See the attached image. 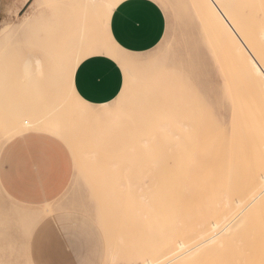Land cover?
Segmentation results:
<instances>
[{
  "label": "rangeland",
  "instance_id": "1",
  "mask_svg": "<svg viewBox=\"0 0 264 264\" xmlns=\"http://www.w3.org/2000/svg\"><path fill=\"white\" fill-rule=\"evenodd\" d=\"M19 1L0 0V150L37 122L51 135L55 114L72 176L58 199L40 206L16 202L0 188V264H161L183 253L174 254L177 242L191 249L201 234L209 237L211 224L237 215V200L249 203L264 176L263 119L255 105L264 90L249 69L260 96L254 102L245 75L227 73L232 63L225 45L238 38L257 53L258 40L264 43L260 0H216L217 8L211 0H154L166 32L156 48L138 55L104 50L112 44L106 6L122 0H56L61 7L47 12L42 30H30L33 47L23 56L15 29L25 13L16 11ZM98 52L122 72L127 66L128 91L119 92L113 108L93 112L72 101V80L78 58ZM242 216L220 243L172 264H264V195ZM60 227L74 237L70 248L43 242L45 232Z\"/></svg>",
  "mask_w": 264,
  "mask_h": 264
},
{
  "label": "crops",
  "instance_id": "2",
  "mask_svg": "<svg viewBox=\"0 0 264 264\" xmlns=\"http://www.w3.org/2000/svg\"><path fill=\"white\" fill-rule=\"evenodd\" d=\"M133 13L138 17L140 28L136 38L129 36L125 26L126 18ZM24 15L20 17L21 21ZM166 28L164 11L154 0H122L112 7L107 19L106 32L112 44L103 49L110 55L113 54L112 47L121 53L144 54L158 46ZM100 53L84 58L76 67L72 80L74 92L86 95L92 106L108 104L105 97L113 101L118 96L120 88L117 87V74H120L121 87L123 85L124 76L118 62ZM100 67L110 69L107 87L102 93L91 90L94 83H100L96 71ZM91 74L96 75L95 82ZM71 176L72 157L69 150L47 133H21L5 143L0 150V188L12 200L21 204L40 206L58 199L66 191Z\"/></svg>",
  "mask_w": 264,
  "mask_h": 264
},
{
  "label": "snow or ice",
  "instance_id": "3",
  "mask_svg": "<svg viewBox=\"0 0 264 264\" xmlns=\"http://www.w3.org/2000/svg\"><path fill=\"white\" fill-rule=\"evenodd\" d=\"M256 5L252 4H245L242 5V7H255ZM58 7H61L58 3H56V0H36L34 3L33 0H22V3H19L16 5V11L19 12H25V15L23 16L22 21L15 26L16 32H17V41H18V48L17 52L19 55H30L29 48L33 47V44L29 40V32L33 28H37L42 30L44 28V22L43 18L47 14V12L54 10ZM64 7H68V5H64ZM72 7H77L76 5H72ZM108 11L111 10L113 5L109 4L106 6ZM259 7L261 8L262 12H264V0H260ZM26 10V11H25ZM139 20L138 17L133 13L130 14L126 20H125V26L128 31V34L131 38H136L140 34V28L138 27ZM241 31H243V28H241ZM101 55H104L103 52L100 53ZM251 55V54H250ZM261 60H264V50L260 53ZM83 57L78 58L77 65H80V62L82 61ZM130 59H136L135 57H131ZM251 59L253 62H255V56H251ZM99 73L100 76V83L95 84L92 87V91L94 92H104L107 87V79L110 74V69L105 67H100L96 70ZM124 76V84L121 87L119 83L120 74H117V87L120 88V91L122 94L127 93L128 91V68L126 65L123 66V72ZM253 76L257 77L261 84H264V65H261L259 63H256V67L252 69ZM91 79L93 82L96 80V75L91 74ZM88 86L87 83L85 85ZM190 87L193 90V93L196 92V87L190 85ZM113 96H115V93H112ZM209 95H212L211 92H209ZM74 104L79 107L83 108L87 111H102L105 110L104 106H101V108L97 109L92 107L88 102V97L86 95H82L80 93H73L71 97ZM105 99L108 100V108H113L115 105L111 101L110 98L105 97ZM11 101L8 99L6 94V115L9 111ZM44 126L37 122V124L30 129V132H40L43 130ZM48 131L51 134V137L53 140L60 141L62 138H65V133L63 129L61 128L57 117L55 114H53L51 122L48 125ZM74 167L77 170H80V162L79 159L74 160ZM83 174V173H82ZM43 242L53 249H67L70 248L74 243V237L72 233L63 227L60 228H54L51 230V232H45L43 237ZM5 264H11L9 261H5ZM111 264H117L116 261H112Z\"/></svg>",
  "mask_w": 264,
  "mask_h": 264
},
{
  "label": "bare ground",
  "instance_id": "4",
  "mask_svg": "<svg viewBox=\"0 0 264 264\" xmlns=\"http://www.w3.org/2000/svg\"><path fill=\"white\" fill-rule=\"evenodd\" d=\"M82 1V0H81ZM193 1V0H192ZM214 4H215V7L217 8L218 7V5H216L217 3H218V0H217V3H216V0H211ZM224 1V0H223ZM103 4H104V1H101ZM106 3V2H105ZM200 4V3H199ZM222 4V3H221ZM202 5V4H201ZM227 5V4H226ZM228 5H230L229 4V2H228ZM221 5H219V7H220ZM225 6V5H224ZM205 7V6H204ZM230 7H233L232 5L231 6H229V8ZM215 8V9H216ZM196 9V8H195ZM199 10V9H198ZM204 10V9H203ZM206 11H207V9H205ZM204 10V11H205ZM230 11H232L231 9H229ZM234 10V9H233ZM201 11H202V9H201ZM205 11V12H206ZM221 11H222V8H221ZM220 11V12H221ZM219 12V11H218ZM223 12V11H222ZM198 13H200V11L198 12ZM206 13H208V12H206ZM232 13V12H231ZM201 15V14H200ZM203 16H205L204 15V13H203ZM208 16H209V14H208ZM211 17V16H210ZM222 17H224V15L222 16ZM203 18V17H202ZM224 18H226V17H224ZM205 19H207V18H205ZM211 19H213L212 17H211ZM201 20V19H200ZM225 20H227L226 22H225ZM223 22H225V23H228V19H225ZM203 21V20H202ZM208 21V20H207ZM213 21V20H212ZM209 23H210V21H208ZM204 23H205V21H204ZM211 24H213V23H211ZM215 24V23H214ZM229 24V23H228ZM205 24H203V26H204ZM227 25V24H226ZM229 25H232L231 23L229 24ZM234 25V24H233ZM234 26H236V25H234ZM206 27V26H205ZM216 27H218L217 25H216ZM228 27V26H227ZM231 27H232V29L234 28L233 26H230L229 28H230V30H232L231 29ZM207 28V27H206ZM211 28H214V26H211ZM5 29V28H4ZM3 29V30H4ZM208 29V28H207ZM207 29H205V31H206V34H207V32L209 33L210 32V30H208L207 31ZM238 29H240V28H238ZM213 30V29H212ZM220 30V29H219ZM215 31V30H214ZM221 31V30H220ZM228 31H229V29H228ZM236 30H233V31H230V32H235ZM261 31H262V29H261ZM3 32H5V30L3 31ZM262 33V32H261ZM263 33H264V31H263ZM262 33V34H263ZM4 34V33H3ZM221 34V33H220ZM222 34H223V32H222ZM208 35V34H207ZM215 35H217V33L215 34ZM236 37H237V35L236 34H234ZM233 35V36H234ZM210 36V35H209ZM219 36H217V38H218ZM222 37H224V36H222ZM236 37H235V39H236ZM262 37H264V34L262 35ZM239 38L241 39V37L239 36ZM219 40V39H218ZM237 40V42L236 43H234V44H231V43H228V44H226L225 45V47L227 48V51H228V57H230V59H231V63H232V66L230 67L229 65V68L230 69H228L229 70V72H227L231 77H235V76H238V75H241L243 78H244V75H245V78L243 79V80H245V82L247 83V86H249V91H251L250 93H251V95H252V98H254L253 100H254V102L257 100V99H260V96H259V93H257L258 91L255 89V86H253L254 85V83H253V81L250 79V76H249V69H254L253 67H255L256 66V63H259V64H261V65H264V60H261V57H260V53H261V51L262 50H264V45H262V44H264V43H261V42H259V40H258V43L260 44V46H259V49L257 50V53L256 52H253L252 51V49L249 47V45H248V43L247 42H245L244 40H242L241 39V41H239L238 40V38L236 39ZM227 41V40H226ZM212 42V41H211ZM228 42V41H227ZM223 43V42H222ZM211 44H213L214 45V43H211ZM224 44V43H223ZM213 47V46H212ZM214 47H215V45H214ZM215 54H216V52H215ZM217 54H218V52H217ZM251 54V55H250ZM217 56V55H216ZM219 56V55H218ZM251 56H255V62H253L252 61V59H251ZM218 58V57H217ZM218 59H220V56H219V58ZM227 59V58H226ZM222 61V60H221ZM224 64V63H223ZM222 64V65H223ZM223 70L225 69L224 68V65L221 67ZM222 70V71H223ZM223 73H226V71L224 70V72ZM226 76H228L227 74H226ZM225 76V77H226ZM227 80H228V82H229V86H230V81H229V79H228V77L226 78ZM234 79V78H233ZM236 80V79H235ZM235 80H234V82H235ZM247 80V81H246ZM251 80V81H250ZM257 80V79H256ZM237 81V80H236ZM238 82V81H237ZM260 82V81H259ZM259 82H258V84H259ZM261 83V82H260ZM259 87H263V90H264V84H261V86H259ZM230 88H231V86H230ZM253 89H254V91H253ZM232 90V88L230 89V91ZM261 90V89H260ZM232 92V91H231ZM256 92V93H255ZM262 92V91H261ZM252 93H254V94H252ZM232 94V93H231ZM256 94H258V95H256ZM263 94V93H262ZM264 95V94H263ZM234 96V95H233ZM232 96V98L234 99V97ZM256 96H259V98H257ZM256 97V98H255ZM264 99V98H263ZM260 100H262V99H260ZM260 100H257V102H255V105L256 106H259V107H261V109L259 108V107H257V108H259V112H261L260 114V116H261V118L263 119V122H262V128H261V135L263 136V138H264V101L262 102V101H260ZM234 102H235V99L233 100ZM259 101V102H258ZM254 102H251L248 106H249V109H252L253 108V106H254ZM260 102H262V104L260 103ZM241 103V102H240ZM258 103H260V104H258ZM234 104V103H233ZM235 105V104H234ZM233 105V106H234ZM234 108V107H233ZM236 108V107H235ZM237 109V108H236ZM262 110V111H261ZM235 111H237V110H235ZM254 111V110H253ZM255 112V111H254ZM237 113V112H236ZM238 114V113H237ZM256 114V113H255ZM255 117H256V115H254ZM238 118H239V116H237ZM10 118H12V117H10ZM13 119V118H12ZM256 119H258V117H256ZM20 120V119H19ZM259 120V119H258ZM13 121V120H12ZM23 122H22V125H29V123H28V121H26V120H22ZM17 122H19V121H17ZM21 122V121H20ZM174 123V122H173ZM15 124V122L13 123V125ZM17 124V123H16ZM183 124V123H182ZM241 124V123H240ZM14 126H16V125H14ZM31 126V125H30ZM17 127V126H16ZM240 127H242L241 125H240ZM25 128V127H24ZM21 129H23V128H21ZM17 130H20V129H17ZM25 130V129H24ZM185 131V130H184ZM241 131H242V128H241ZM236 134V133H235ZM232 135H234V134H232ZM231 135V136H232ZM235 136V135H234ZM253 137V136H252ZM242 139L244 140V137H243V134H242ZM245 141H243V143H244ZM245 144V143H244ZM235 145V144H234ZM245 146H246V144H245ZM246 151H247V148H246ZM248 155V154H247ZM249 158V157H248ZM232 170V169H231ZM232 173V172H231ZM229 178V177H228ZM231 178V177H230ZM259 179H260V181H261V184L259 185L260 187H259V189L257 190V192H255L254 194H252V195H250L249 193H252V191H253V189H252V191L251 192H249L248 193V195H250V197H251V200H250V197H249V199L248 200H250L249 201V203L248 204H246L245 205V202H242V201H244L245 200V198L241 201H236L235 202V206H236V208L238 207V208H240V211H239V213L238 212H236V213H238L237 215H235L234 217H232V219L230 220L229 218L231 217V215H230V217L229 216H227V217H222V219L219 221V222H216V223H213V224H211V232H210V235H209V237L208 238H205V235L204 234H201L200 235V242H198L196 245H194V247H192L191 249H187V250H185V247H184V243H182V241H180V242H177L176 243V249L175 250H173V251H175L174 252V254L175 253H178V252H181V251H183V253L181 254V255H179L178 257H175V258H172V259H169L168 261H166L165 263H161V264H172L173 263V261L175 260V259H177V258H179V257H184V259H186L187 257L186 256H188V257H190V256H192V255H194L195 253H196V251L198 250V249H200V248H202V247H209V246H211V245H213V244H218V243H220L221 242V240L222 239H224V238H226V237H228L231 233H232V231L240 224V222L242 221L241 219H240V217L242 218L243 216V214L249 209V207L251 208V206L255 203L256 204V202L258 203V200L264 195V176H260L259 177ZM259 182V181H258ZM256 183V182H255ZM260 183V182H259ZM257 188H258V186H257ZM254 192V191H253ZM246 197H248V196H246ZM243 198V197H242ZM226 205L228 206L229 205V202H226ZM259 206H258V204H257V208H258ZM235 212V211H234ZM231 213H233V212H231ZM245 218V217H244ZM228 220H230V221H228ZM263 226V225H262ZM257 235V234H256ZM234 241V240H233ZM264 241V240H263ZM197 242V241H196ZM196 242H194V243H196ZM192 245V244H191ZM26 251V250H25ZM169 254H171V252H169V253H167L166 255H167V258L168 257H170L169 256ZM162 257V256H161ZM144 264H159V263H156V261H154V260H145L144 261Z\"/></svg>",
  "mask_w": 264,
  "mask_h": 264
}]
</instances>
